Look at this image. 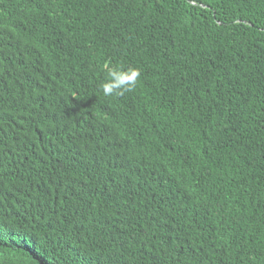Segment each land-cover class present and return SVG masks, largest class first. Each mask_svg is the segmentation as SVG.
Here are the masks:
<instances>
[{
    "label": "trees",
    "instance_id": "1",
    "mask_svg": "<svg viewBox=\"0 0 264 264\" xmlns=\"http://www.w3.org/2000/svg\"><path fill=\"white\" fill-rule=\"evenodd\" d=\"M0 264H264V0H0Z\"/></svg>",
    "mask_w": 264,
    "mask_h": 264
},
{
    "label": "clouds",
    "instance_id": "2",
    "mask_svg": "<svg viewBox=\"0 0 264 264\" xmlns=\"http://www.w3.org/2000/svg\"><path fill=\"white\" fill-rule=\"evenodd\" d=\"M103 70L107 75L99 85V89L105 97H118L134 91L141 77L139 68L125 69L119 65L112 66L110 63H105Z\"/></svg>",
    "mask_w": 264,
    "mask_h": 264
}]
</instances>
